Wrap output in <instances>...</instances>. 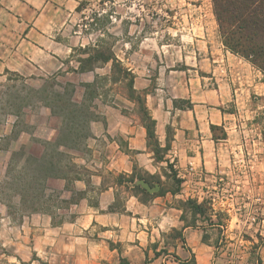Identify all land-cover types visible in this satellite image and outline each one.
<instances>
[{
	"label": "crops",
	"instance_id": "0c3cea01",
	"mask_svg": "<svg viewBox=\"0 0 264 264\" xmlns=\"http://www.w3.org/2000/svg\"><path fill=\"white\" fill-rule=\"evenodd\" d=\"M173 1L181 0H0V77L77 78L82 86L104 74L110 84L111 61L83 69L93 48H109L133 74L159 146L169 144L156 160L146 128L127 115L135 104L126 93L107 92L109 101L99 94L92 109L100 116L76 158L88 173L74 181L83 192L76 215L56 224L43 214L25 217L15 240L1 239L19 247L3 256L22 264H264V152L241 155L246 144L236 136L239 117L263 107L264 74L224 47L215 20L187 30L174 22L154 27V19L182 17ZM86 13L110 19L109 26L81 23ZM158 32L186 41L161 43ZM167 160L184 180L181 189L147 192L140 181L152 184L139 177L166 179ZM241 168L259 184L217 201L214 183ZM236 193L244 195L238 205ZM188 199L208 210L193 212Z\"/></svg>",
	"mask_w": 264,
	"mask_h": 264
},
{
	"label": "rangeland",
	"instance_id": "374dc122",
	"mask_svg": "<svg viewBox=\"0 0 264 264\" xmlns=\"http://www.w3.org/2000/svg\"><path fill=\"white\" fill-rule=\"evenodd\" d=\"M155 5L157 9L158 6L162 9L164 8L162 2L156 1ZM176 10L183 11L182 17L178 16L176 18L166 19L167 21L161 18L154 19V27L162 31L164 26H169L174 22L178 25L180 23L187 30L192 23L198 22L203 25H208L209 21L215 20L211 0L173 1L172 12ZM196 13L198 15L197 19L195 16ZM199 15H202V17ZM84 16L85 18H82L81 22L83 24H93L96 21L97 24L95 26L92 25V28L109 26V22L111 21L105 18L95 20L91 13H86ZM145 26H147V23H145ZM109 31L112 30L109 28ZM181 36L180 34L172 36L166 32H158L154 35L157 41L161 43L172 42L174 44H179L180 41H186L182 40ZM126 37H129V35L123 34L125 40ZM112 41L113 37L109 34L107 38H104V42L108 47ZM102 77H104V74H101L94 85L96 97L101 94L104 101H109L110 99L106 95L107 92L108 94L110 91H124L125 93L124 82H117L116 84L111 82L109 84L104 82ZM76 81L77 78H74L70 82L51 76L42 77L37 75L21 76L9 74L6 77H0V182L3 179L5 168L13 152L25 151L28 154L38 156L42 151L40 142L47 140L44 137L49 134V129L55 130L51 138L53 139L55 137L56 130L59 127V121L50 114L45 104L47 102L45 97H48L49 93H52L54 90L62 91L64 89L66 93H70L73 89V99L77 102L81 101L84 87L80 85V81ZM89 104L95 106L93 100L91 103L90 101H85V106ZM262 106L254 115H243L239 117L236 136L246 144L242 146L241 155L249 153L263 154L264 152V104ZM126 112L128 116L141 121L138 104L132 109L126 110ZM99 116L98 113H93L94 119L99 118ZM71 153L73 155L75 154L76 158H78L79 155L83 156L85 154V150L78 153L72 151ZM71 153L70 155H72ZM76 158L74 161L79 168L76 166L75 170L79 172L83 180H87V169L83 165L78 164ZM171 165L172 168L171 170L168 169L169 174H167L169 177L167 176L160 183L154 181L152 185L159 184L160 189L163 190H170L174 187L170 174L175 169L173 163ZM244 172V169L241 168V170L235 171L233 175L214 183L218 191L215 199L217 201H227L229 194H232L233 191H238L236 187L259 184L257 180H249V173ZM177 179L181 180L179 185V189H181L184 180L180 177H177ZM147 180L152 182L154 179L148 178ZM77 185L73 182L67 184L65 188V183L61 179L48 178L43 181L40 187L39 198L32 201L30 197L24 194L25 201L21 206L17 204L15 195L9 191L10 197L6 200L8 206L0 203V264H22L15 258L9 259L3 256L4 252L8 253V251L17 250L19 247L16 244L3 246L1 239L4 240V238H7L15 240L16 238L14 237L23 232L21 224L25 220V217L43 214L49 216L52 223L56 224L64 220L72 219L76 215L77 208H75L74 204H77L83 195V192H81ZM243 196L240 193L233 194V197L236 198L237 205L242 201ZM206 201L209 203L210 198L207 197ZM32 205L37 209L36 212L30 210ZM238 213L241 215L244 214L242 210L238 211ZM244 226L247 227V225ZM10 260L11 262H9Z\"/></svg>",
	"mask_w": 264,
	"mask_h": 264
},
{
	"label": "trees",
	"instance_id": "16d2710c",
	"mask_svg": "<svg viewBox=\"0 0 264 264\" xmlns=\"http://www.w3.org/2000/svg\"><path fill=\"white\" fill-rule=\"evenodd\" d=\"M211 3L224 47L249 61L264 74V0H211ZM96 61L112 62L111 77L115 76L112 77V81L124 82L127 98L135 105H139L141 122L146 128L147 145L154 153L156 160H161L169 149V144L163 148L159 146L154 134V120L144 106L143 95L133 88V74L114 57L109 48H93L83 69L91 68V64ZM95 82L82 84L83 98L79 102L73 99V89L70 93H66L64 89L54 90L45 97L47 100L45 104L50 114L59 121L56 135L51 140L40 142L42 151L38 156L25 151L12 153L0 182V203L8 206L6 200L10 197L9 191L17 198L19 206L25 201L24 194L32 201L37 200L40 187L48 178L64 180L65 188L67 184L82 179L79 172L75 170L76 166L79 168L74 161L76 156L71 152L78 153L87 149L85 142L89 136L88 124L94 120L92 109L94 106L92 104L85 106V101L91 103L96 97ZM211 129L214 130V127ZM167 168L170 170L172 168L168 160ZM171 172L170 177L173 179L174 187L170 190L160 189L158 194L179 191L181 180L177 179L175 171ZM152 178L154 180L150 184L154 181L161 182L158 177ZM139 179L147 181L144 177ZM136 188L145 194L144 190ZM185 203L195 213H205L208 210L205 202L197 203L196 200L188 199ZM30 210L37 211L33 205Z\"/></svg>",
	"mask_w": 264,
	"mask_h": 264
},
{
	"label": "water",
	"instance_id": "95a60500",
	"mask_svg": "<svg viewBox=\"0 0 264 264\" xmlns=\"http://www.w3.org/2000/svg\"><path fill=\"white\" fill-rule=\"evenodd\" d=\"M140 185L149 193H156L160 189L159 184H154V185L150 186L148 183H146L144 181H140Z\"/></svg>",
	"mask_w": 264,
	"mask_h": 264
},
{
	"label": "built area",
	"instance_id": "2783aa9c",
	"mask_svg": "<svg viewBox=\"0 0 264 264\" xmlns=\"http://www.w3.org/2000/svg\"><path fill=\"white\" fill-rule=\"evenodd\" d=\"M197 177H198V181L201 182V180L199 179V177H200V173L197 175Z\"/></svg>",
	"mask_w": 264,
	"mask_h": 264
}]
</instances>
